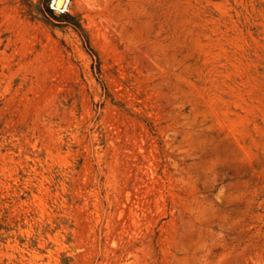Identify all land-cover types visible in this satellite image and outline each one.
Returning a JSON list of instances; mask_svg holds the SVG:
<instances>
[{
    "label": "rangeland",
    "instance_id": "obj_1",
    "mask_svg": "<svg viewBox=\"0 0 264 264\" xmlns=\"http://www.w3.org/2000/svg\"><path fill=\"white\" fill-rule=\"evenodd\" d=\"M70 1L0 0V264H264V0Z\"/></svg>",
    "mask_w": 264,
    "mask_h": 264
},
{
    "label": "bare ground",
    "instance_id": "obj_2",
    "mask_svg": "<svg viewBox=\"0 0 264 264\" xmlns=\"http://www.w3.org/2000/svg\"><path fill=\"white\" fill-rule=\"evenodd\" d=\"M70 0H55L54 6L61 10V13H64L65 11H68L69 5H70ZM53 6V8H54ZM55 9V8H54Z\"/></svg>",
    "mask_w": 264,
    "mask_h": 264
}]
</instances>
